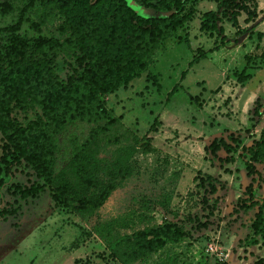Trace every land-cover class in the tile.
<instances>
[{
    "label": "rangeland",
    "instance_id": "rangeland-1",
    "mask_svg": "<svg viewBox=\"0 0 264 264\" xmlns=\"http://www.w3.org/2000/svg\"><path fill=\"white\" fill-rule=\"evenodd\" d=\"M127 1L133 7V2ZM255 2L254 22L244 25L243 16L239 17V36L223 22L227 41L188 66L196 50L206 52L216 43L198 32L199 15L214 10V4L198 2L191 21L149 55L145 72L107 96L105 106L119 121L97 136V158L111 163L116 149L142 138H147L149 145L148 149H136L124 178L97 211L79 216L56 206L47 188L34 199L19 200L11 186L27 187L36 182L22 165L12 169L10 176L0 175V211L9 212L0 218V264H113L94 227L112 224L121 227L120 233H127L162 222L177 223L186 235L132 264H254L257 259L264 264V244L247 245L251 212H232L248 183L241 163L233 155V162L220 164L203 152L213 139L228 136L236 138L238 146H247L264 124V61L258 59L264 49V0ZM12 3L13 12L0 13V29L16 19L19 3ZM133 8L145 17L162 16L138 5ZM41 17L40 9L29 11L18 33L35 36L29 26L33 23L40 36L61 42L60 18L54 12ZM64 55L59 53L57 65L70 62ZM240 72L249 79L238 82ZM146 73L156 78L158 92L145 81ZM153 122L158 126L148 133ZM91 128L73 123L55 135V172L64 170L70 176L73 150ZM216 157L222 159L224 153L219 151ZM197 173L217 182L203 208L198 203L202 191L195 188ZM260 173L264 178V166ZM202 223L205 228H198ZM208 246L215 250L212 254Z\"/></svg>",
    "mask_w": 264,
    "mask_h": 264
},
{
    "label": "trees",
    "instance_id": "trees-1",
    "mask_svg": "<svg viewBox=\"0 0 264 264\" xmlns=\"http://www.w3.org/2000/svg\"><path fill=\"white\" fill-rule=\"evenodd\" d=\"M13 1L19 3L16 19L0 29V175L10 176L12 169L22 165L36 182L27 187L11 186L12 194L19 200L34 199L47 188L56 206L79 216L90 215L124 178L136 149H148L149 145L147 138H142L116 149L111 163L97 158V136L104 135L119 121L105 106L107 96L126 88L145 72L149 55L191 21L196 13L194 6L202 0H130L143 10L162 14L148 17L139 14L127 0H0V13L13 12ZM209 1L214 10L199 15L198 32L216 43L206 52L196 50L188 66L224 44L223 22L239 36L242 30L238 18L243 16L242 23L247 25L257 17L255 0ZM33 9L42 11L41 19L53 12L60 18L58 31L64 35L61 42L40 36L33 23L29 26L35 36L27 38L18 33L27 22L26 14ZM60 52L69 63L57 65ZM258 59L264 61V49ZM248 79L243 72L236 78L238 82ZM145 81L151 82L158 92L154 76L146 73ZM73 123L92 128L73 150L68 176L64 170L55 172V135ZM156 126L158 123L153 122L148 133H154ZM237 143L232 136L213 139L203 152L220 164L233 162V155L241 163L248 183L232 212H251L247 245L264 244V178L260 173L264 166V124L249 145ZM219 151L224 153L222 159L216 157ZM195 182V188L202 191L198 203L203 208L208 202L206 196L215 193L217 182L199 173ZM8 214L1 210L0 218ZM197 227L205 228V224ZM120 229L112 224L93 228L113 264L141 261L186 235L183 227L173 222L127 233H120ZM262 263L260 259L254 262Z\"/></svg>",
    "mask_w": 264,
    "mask_h": 264
},
{
    "label": "built area",
    "instance_id": "built-area-1",
    "mask_svg": "<svg viewBox=\"0 0 264 264\" xmlns=\"http://www.w3.org/2000/svg\"><path fill=\"white\" fill-rule=\"evenodd\" d=\"M207 251L212 254L215 250L211 246H208Z\"/></svg>",
    "mask_w": 264,
    "mask_h": 264
},
{
    "label": "crops",
    "instance_id": "crops-1",
    "mask_svg": "<svg viewBox=\"0 0 264 264\" xmlns=\"http://www.w3.org/2000/svg\"><path fill=\"white\" fill-rule=\"evenodd\" d=\"M226 41H227V39H225ZM214 52V51H213ZM207 55V54H206ZM206 55H205V57H206Z\"/></svg>",
    "mask_w": 264,
    "mask_h": 264
}]
</instances>
